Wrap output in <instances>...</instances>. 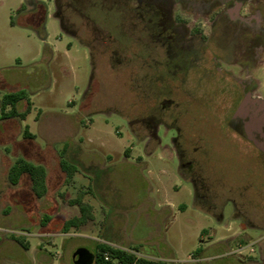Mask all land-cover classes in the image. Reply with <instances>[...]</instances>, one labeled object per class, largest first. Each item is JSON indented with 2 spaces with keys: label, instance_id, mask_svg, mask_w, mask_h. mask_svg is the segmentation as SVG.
I'll use <instances>...</instances> for the list:
<instances>
[{
  "label": "rangeland",
  "instance_id": "rangeland-1",
  "mask_svg": "<svg viewBox=\"0 0 264 264\" xmlns=\"http://www.w3.org/2000/svg\"><path fill=\"white\" fill-rule=\"evenodd\" d=\"M128 1L130 10L121 0H0V116L6 94L25 91L32 103L26 120L0 118V264H74L78 249L95 254L97 244L166 264H264V171L216 119L233 113L249 78L262 107L264 63L246 68L211 41L207 82L191 68L186 90L173 82L161 97L169 87L155 76L174 77L189 54L154 43L151 16L130 20L137 4ZM175 120L178 144L163 124ZM65 147L78 168L70 183ZM18 158L46 168L42 198L28 175L9 183ZM83 191L94 219L65 232L80 215L69 201Z\"/></svg>",
  "mask_w": 264,
  "mask_h": 264
},
{
  "label": "flooded vegetation",
  "instance_id": "flooded-vegetation-1",
  "mask_svg": "<svg viewBox=\"0 0 264 264\" xmlns=\"http://www.w3.org/2000/svg\"><path fill=\"white\" fill-rule=\"evenodd\" d=\"M112 1V0H109ZM128 7V0H121ZM134 1L137 6L132 10L130 20L143 19L144 15L151 16L153 21V31L151 37L154 43H167L174 47L181 54H189L188 61L174 73V77L165 79L161 76H155L154 82H159L169 87L173 82L178 83L177 89L184 87L185 89L188 74L191 68H205L206 53L209 42L215 41L219 46L224 44V51L230 53L231 59L238 61L241 57L243 66L246 68L256 64L264 63V11L255 8V0H130ZM194 5L200 12H193L192 15L196 19L191 18L190 12H184L183 6ZM264 8V7H262ZM147 9H151L148 11ZM190 8H188L189 10ZM146 13V14H145ZM127 16V15H126ZM148 16V15H147ZM193 26L190 27V23ZM142 24V23H141ZM225 43H222V41ZM218 55H212L210 62L215 68L216 73L222 72ZM204 65V66H203ZM236 65V64H235ZM183 69V70H182ZM202 76L198 78L199 84H205L207 79L205 69L201 71ZM232 77V76H231ZM233 78V77H232ZM236 80V77L233 78ZM237 82V80H236ZM243 82V94L240 103L228 118L216 116L220 119L219 124L224 128L227 127L236 139L240 138L249 144L256 155H250L252 159H256L262 165L264 171V108L260 107V103L255 101L250 91V85L254 81L247 79ZM171 87L168 92H160V96L171 94ZM186 90V89H185ZM184 90V92H185ZM165 98V97H164ZM157 127L160 123L156 122ZM167 128L173 127L177 130L178 137L176 144L180 140L181 128L176 120ZM227 139L233 144L234 139ZM177 155L184 157V153L178 151ZM255 157V158H254ZM181 161V159H180ZM204 193L200 196L203 198Z\"/></svg>",
  "mask_w": 264,
  "mask_h": 264
},
{
  "label": "trees",
  "instance_id": "trees-1",
  "mask_svg": "<svg viewBox=\"0 0 264 264\" xmlns=\"http://www.w3.org/2000/svg\"><path fill=\"white\" fill-rule=\"evenodd\" d=\"M22 101L27 102V109L24 112H20L17 109L18 104ZM31 111L32 103L25 91L6 94L1 100V119L19 118L21 120H26ZM25 137H32L27 129L25 130ZM60 166L66 173V181L70 183L78 172V168L68 161L66 157V147L63 149V152L60 153ZM23 175L29 176L31 188L36 197L42 198L46 195L48 189L47 171L44 166L34 164L24 158H18L9 170V183L13 186L17 185ZM85 193L84 191L80 192L75 199L69 201L70 204L79 207L80 215L65 221V232L71 229H78L94 219L93 207L83 200ZM16 241L24 249H28V245L23 239L17 238ZM138 252L139 249L137 247L124 250L110 244H97L94 254L95 262L97 264H166L164 261L141 257L137 254Z\"/></svg>",
  "mask_w": 264,
  "mask_h": 264
},
{
  "label": "water",
  "instance_id": "water-1",
  "mask_svg": "<svg viewBox=\"0 0 264 264\" xmlns=\"http://www.w3.org/2000/svg\"><path fill=\"white\" fill-rule=\"evenodd\" d=\"M264 108V104L262 105ZM74 264H93L95 262V255L85 248L78 249L73 258Z\"/></svg>",
  "mask_w": 264,
  "mask_h": 264
},
{
  "label": "crops",
  "instance_id": "crops-1",
  "mask_svg": "<svg viewBox=\"0 0 264 264\" xmlns=\"http://www.w3.org/2000/svg\"><path fill=\"white\" fill-rule=\"evenodd\" d=\"M149 259H152V258H149ZM152 260H154V259H152Z\"/></svg>",
  "mask_w": 264,
  "mask_h": 264
}]
</instances>
